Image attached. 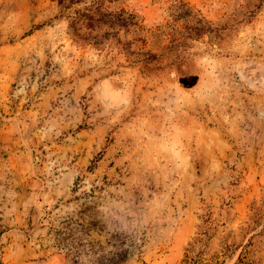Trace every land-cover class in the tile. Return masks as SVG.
<instances>
[{
    "label": "rangeland",
    "instance_id": "1",
    "mask_svg": "<svg viewBox=\"0 0 264 264\" xmlns=\"http://www.w3.org/2000/svg\"><path fill=\"white\" fill-rule=\"evenodd\" d=\"M264 264V0H0V264Z\"/></svg>",
    "mask_w": 264,
    "mask_h": 264
},
{
    "label": "trees",
    "instance_id": "2",
    "mask_svg": "<svg viewBox=\"0 0 264 264\" xmlns=\"http://www.w3.org/2000/svg\"><path fill=\"white\" fill-rule=\"evenodd\" d=\"M62 1H65V0H58L59 3ZM196 256L197 255H193V253H191V250L186 249L183 258L181 259L180 264H196L197 262Z\"/></svg>",
    "mask_w": 264,
    "mask_h": 264
}]
</instances>
